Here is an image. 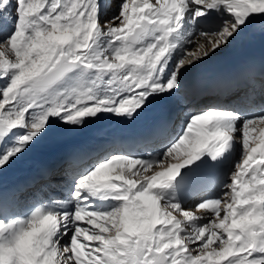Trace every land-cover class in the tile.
I'll return each instance as SVG.
<instances>
[{"label": "snow or ice", "instance_id": "6c2138e0", "mask_svg": "<svg viewBox=\"0 0 264 264\" xmlns=\"http://www.w3.org/2000/svg\"><path fill=\"white\" fill-rule=\"evenodd\" d=\"M257 28L264 0H0V169L45 135L176 99ZM0 264H264V99L186 108L30 204L0 193Z\"/></svg>", "mask_w": 264, "mask_h": 264}, {"label": "bare ground", "instance_id": "6f19581e", "mask_svg": "<svg viewBox=\"0 0 264 264\" xmlns=\"http://www.w3.org/2000/svg\"><path fill=\"white\" fill-rule=\"evenodd\" d=\"M112 2L114 4L115 0H112ZM246 32L247 30L242 37L231 41L219 53L210 55L203 62L198 63L195 68H190L185 73L180 92L177 94L179 95L181 93L182 95H186L189 100L188 87L190 84L193 81L198 82L200 79H204L217 69L229 70L248 60L263 63L264 29L257 28L256 30H248V33ZM253 34H255V38ZM242 38L243 41L240 48L235 49V46ZM193 39L197 40L200 38L194 36ZM201 42L203 41L201 40ZM224 49H226L225 52H223ZM201 70V73H197ZM251 88H254L256 94H260V92L262 95L264 94V82H255ZM248 92L249 90L244 91L242 95H246ZM240 95H231L220 101V103H233ZM209 98L207 97L206 100H209ZM167 99L166 101L164 99L152 100L148 107H159L162 102H166L178 108L177 98ZM183 108L182 110L185 111L186 106H183ZM177 111L179 116L180 109ZM132 121L102 118L100 120L90 121L82 128L76 130H62L56 136L48 134L41 137L40 140L29 147L17 160H14L7 167L0 169V189H7L10 185L22 180L30 186V183L37 178L36 171L50 164L53 167L50 174H41L42 178L31 185L30 190H27L28 193L26 192L19 197L24 204H30L34 200L38 201L43 199L51 189L56 187V183L70 166L72 168H78L83 160L110 145H126L127 143L123 132L126 127L129 128V123ZM173 129L174 125L170 128V131ZM38 195H41L42 198H36ZM194 199H197V197H191L188 201L190 202Z\"/></svg>", "mask_w": 264, "mask_h": 264}, {"label": "rangeland", "instance_id": "374dc122", "mask_svg": "<svg viewBox=\"0 0 264 264\" xmlns=\"http://www.w3.org/2000/svg\"><path fill=\"white\" fill-rule=\"evenodd\" d=\"M111 11L112 10H109V15H111ZM246 33H248V30H247V32ZM248 35V34H247ZM246 35V36H247ZM252 37V36H251ZM253 37L255 38V34H253ZM242 41H243V38L237 43V45L235 46V49L237 48H240V46H241V44H242ZM226 51V49H224L223 50V52H225ZM220 51H217L216 53H219ZM197 66V65H196ZM195 66V67H196ZM194 67V68H195ZM202 72V70L201 71H198L197 73H201ZM181 94V93H180ZM185 98H187V96L185 95ZM176 102H178L177 100H176ZM187 102L188 103H185V104H181V103H179L178 102V109H180V113H179V118H180V115L184 112L182 109H184L183 108V106L185 107L186 106V108H190V106H195V105H190L191 103L189 102V100H188V98H187ZM188 104V105H187ZM223 104H225V103H223ZM230 104H232V103H230ZM201 107V106H200ZM179 123V119H178V121L176 122V126H174V129L172 130V132H174L175 130H176V127H177V124ZM195 197H197V199H194V200H191L190 201V203H194V202H196V201H198L201 197H203V195L201 196V197H198V196H195Z\"/></svg>", "mask_w": 264, "mask_h": 264}]
</instances>
